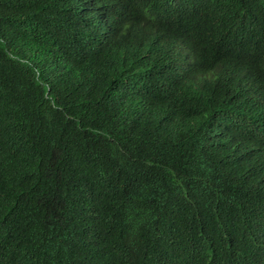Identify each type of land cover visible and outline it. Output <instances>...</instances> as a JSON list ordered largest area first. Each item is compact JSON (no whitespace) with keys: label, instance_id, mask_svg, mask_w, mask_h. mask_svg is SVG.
Here are the masks:
<instances>
[{"label":"trees","instance_id":"1","mask_svg":"<svg viewBox=\"0 0 264 264\" xmlns=\"http://www.w3.org/2000/svg\"><path fill=\"white\" fill-rule=\"evenodd\" d=\"M0 264H264V0H0Z\"/></svg>","mask_w":264,"mask_h":264},{"label":"clouds","instance_id":"2","mask_svg":"<svg viewBox=\"0 0 264 264\" xmlns=\"http://www.w3.org/2000/svg\"><path fill=\"white\" fill-rule=\"evenodd\" d=\"M138 46L137 48L140 49V51L142 52V54L145 55H157V46L158 43L155 42V35L152 32H147L146 35L141 36L140 39H138ZM189 49L185 44H179L175 47V51L180 50L181 52H187L185 49ZM175 51H173L172 53L175 54ZM189 51L194 54V52H192L190 49ZM195 56V54H194Z\"/></svg>","mask_w":264,"mask_h":264}]
</instances>
